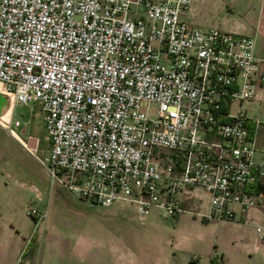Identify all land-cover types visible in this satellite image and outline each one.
Segmentation results:
<instances>
[{
    "label": "built area",
    "instance_id": "1",
    "mask_svg": "<svg viewBox=\"0 0 264 264\" xmlns=\"http://www.w3.org/2000/svg\"><path fill=\"white\" fill-rule=\"evenodd\" d=\"M191 2L0 0V91L12 111L40 104L51 186L140 216L197 198L203 219L252 223L264 151L243 100L264 85V57L249 34L190 24ZM2 125L35 154L12 112Z\"/></svg>",
    "mask_w": 264,
    "mask_h": 264
},
{
    "label": "rangeland",
    "instance_id": "2",
    "mask_svg": "<svg viewBox=\"0 0 264 264\" xmlns=\"http://www.w3.org/2000/svg\"><path fill=\"white\" fill-rule=\"evenodd\" d=\"M190 7L192 23L206 28L264 20L256 7L247 8L241 0H192ZM243 105L247 115L258 120L256 141L264 151V98L244 99ZM15 120L20 125H15ZM12 126L24 138L29 133L38 137V150L35 154L28 151L0 123V197L3 186L10 192L12 210L18 211L16 219L27 233L32 231L39 238L56 225V264H264V242L254 225L242 222L239 216L204 220L194 213L205 208L197 198L174 215L165 216L154 208L140 216L131 203H92L59 183L51 186L38 159L45 160L50 146L37 101H17ZM256 205L259 212L255 219L264 223V199ZM31 209L43 215L39 218ZM2 222L0 250L5 239ZM71 246L86 251L74 255ZM23 262L20 257L16 263Z\"/></svg>",
    "mask_w": 264,
    "mask_h": 264
},
{
    "label": "crops",
    "instance_id": "3",
    "mask_svg": "<svg viewBox=\"0 0 264 264\" xmlns=\"http://www.w3.org/2000/svg\"><path fill=\"white\" fill-rule=\"evenodd\" d=\"M248 8L254 6L264 16V0H241ZM191 7H189L190 9ZM188 9V10H189ZM183 17L192 25L200 26L192 23L191 15L186 10L183 13ZM225 25V24H224ZM223 29L238 31L244 34H249L254 38V52L257 55L264 57V20L259 22H252L250 25L237 24V25H225L221 27ZM255 100L264 98V85L257 88L255 95L251 97ZM250 99V98H248ZM246 109V108H245ZM251 117V116H250ZM254 121V139L256 146L257 124L258 120L251 117ZM259 148V147H258ZM3 193L0 197V223L4 230L5 239L1 244V260L0 264L8 262V264H17L16 262L21 258H24V262L21 264H56V225H53V230L48 233H41L40 237L32 234V231L27 233L16 219L17 210H12L13 198L10 196V192L7 188L3 187ZM11 208V209H10ZM259 212L258 205L250 208L247 212L248 219L252 222L261 223L256 221L255 217ZM8 220V221H7ZM206 220V219H204ZM33 239V246H29L30 240ZM264 242V236L261 238ZM35 242V243H34ZM74 247V248H73ZM71 246L69 251L74 255L79 254L84 250L79 246Z\"/></svg>",
    "mask_w": 264,
    "mask_h": 264
},
{
    "label": "water",
    "instance_id": "4",
    "mask_svg": "<svg viewBox=\"0 0 264 264\" xmlns=\"http://www.w3.org/2000/svg\"><path fill=\"white\" fill-rule=\"evenodd\" d=\"M10 107V98L7 94L0 91V116ZM25 128L21 129V132H25Z\"/></svg>",
    "mask_w": 264,
    "mask_h": 264
},
{
    "label": "bare ground",
    "instance_id": "5",
    "mask_svg": "<svg viewBox=\"0 0 264 264\" xmlns=\"http://www.w3.org/2000/svg\"><path fill=\"white\" fill-rule=\"evenodd\" d=\"M12 112V107H8L6 111L0 116V123L3 124L4 120H8L10 118Z\"/></svg>",
    "mask_w": 264,
    "mask_h": 264
},
{
    "label": "trees",
    "instance_id": "6",
    "mask_svg": "<svg viewBox=\"0 0 264 264\" xmlns=\"http://www.w3.org/2000/svg\"><path fill=\"white\" fill-rule=\"evenodd\" d=\"M256 192L260 193L264 198V186H259L256 188ZM30 245H33V239L29 242Z\"/></svg>",
    "mask_w": 264,
    "mask_h": 264
}]
</instances>
